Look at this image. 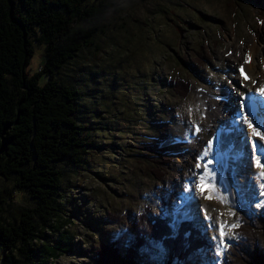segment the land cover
<instances>
[{
	"label": "rangeland",
	"instance_id": "374dc122",
	"mask_svg": "<svg viewBox=\"0 0 264 264\" xmlns=\"http://www.w3.org/2000/svg\"><path fill=\"white\" fill-rule=\"evenodd\" d=\"M99 1L89 0L86 5ZM118 2L120 11H108L94 35L96 46L76 53L57 75L60 85L76 88L83 95L76 122L91 128L92 137L108 149L83 154L86 164L82 167L57 164L63 174L59 192L62 213L54 220V227L46 231L47 237L38 239L36 244L40 250L56 246L58 257L47 264H96L101 245L120 240L129 246L127 226L139 214L147 212L152 217L164 211L176 229L189 219L206 237L208 247L192 264H222L237 236L236 228L225 229L228 235L223 238L226 247L221 254L220 225H239L242 216L260 211L262 206L257 205L264 204L261 181L247 177L244 170L236 172L234 188L240 196L236 199L226 189L221 192L227 197L225 203L212 201L220 207L214 210L220 223L214 216L210 221L206 219L200 208L192 214L193 201L185 197L188 180L175 170L182 155L172 151L170 142L175 122L195 119L190 105L207 118L209 106L204 86L220 54L235 58L238 47L243 50L241 54L252 53L246 47L253 42H258L257 50L264 54V0ZM46 48V44L34 41V54L27 67L30 76L46 66ZM187 54H197L204 59L203 64L192 57L184 61ZM176 77L192 83L186 99L173 90L170 82ZM46 80L43 74L41 86ZM231 85L236 88L238 84L225 82L223 91L232 100L236 91ZM190 140L196 144L193 133ZM154 143H162L174 158L161 182L150 172L156 155L139 149ZM16 179L0 181L4 200L0 223L5 225L16 224L22 212L38 206L27 193L16 190ZM186 201L189 202L183 208ZM149 254L144 264H181L170 262L161 248Z\"/></svg>",
	"mask_w": 264,
	"mask_h": 264
},
{
	"label": "trees",
	"instance_id": "16d2710c",
	"mask_svg": "<svg viewBox=\"0 0 264 264\" xmlns=\"http://www.w3.org/2000/svg\"><path fill=\"white\" fill-rule=\"evenodd\" d=\"M0 0V181L16 177L15 188L36 200L35 208L22 212L13 225L0 223V264H47L58 257L56 246L38 249L37 240L47 237L54 220L62 213L60 190L63 174L57 164L82 167L83 154L108 149L90 134L91 128L78 124L75 116L81 92L60 85L57 75L83 48H94V35L108 11H120L118 0ZM146 1V0H142ZM249 1V0H244ZM46 44V66L30 76L27 67L34 54L33 43ZM194 59L187 54L184 61ZM47 77L43 86L42 75ZM173 90L186 99L192 83L176 77ZM168 135L165 134V137ZM140 150L156 155L150 172L158 181L174 158L162 143L144 144ZM0 193V214L3 212ZM166 212L139 214L127 226L129 246L120 240L103 244L96 252V264H144L149 252L161 248L170 262L192 264L208 247L206 237L192 220L175 231ZM222 264H264V206L258 213L241 217Z\"/></svg>",
	"mask_w": 264,
	"mask_h": 264
},
{
	"label": "bare ground",
	"instance_id": "6f19581e",
	"mask_svg": "<svg viewBox=\"0 0 264 264\" xmlns=\"http://www.w3.org/2000/svg\"><path fill=\"white\" fill-rule=\"evenodd\" d=\"M257 44L258 42L248 43L246 49H250L252 53L248 52L246 54H241L240 51L243 52V50L238 47L237 49L240 48L239 55L236 54L235 58L220 54L218 62L214 64L210 73L211 76L208 77V82L204 86L205 92L203 94L209 106L207 118L203 117L196 106L190 105V111L195 119L174 123L173 138L170 145L173 152L182 155L175 170L176 172L180 170V177L186 181L188 180L185 197L188 196L189 200L193 201L194 205L191 208V213L194 214V211H198L200 208L209 221L214 216V219L220 223V219L214 211L220 207L212 202L215 199L204 198L208 194L207 191L204 195L199 193L195 185L199 183L198 178L203 174L204 168L203 166L197 168L196 165L198 163L203 165L207 162V159L214 157L213 164L209 167H217L215 173L217 186L221 189V192L226 189L231 190L236 199L240 196L239 191L234 188L236 172L244 170L247 177L251 175L256 178L259 171L254 166L251 140L255 139L257 143H261L260 138H250L251 130L240 120L243 114H248L253 124L264 133V97H261L257 91L264 86V54L258 52ZM249 55L251 60L246 62ZM241 69H243V72ZM244 75H247L249 79L245 80ZM225 82H236L238 84L236 88L232 85L230 87L235 88L236 91L232 93V100L223 91V83ZM245 97H248V99H244ZM250 100L258 105L256 114H250L245 110V106ZM242 101L243 105L241 104ZM257 119H261L260 124H256ZM197 127L200 129L199 132L195 131ZM192 133L196 144L189 142ZM209 141L213 142L211 156L202 161L200 158ZM196 151L197 158L193 161ZM261 162L263 163L264 159ZM195 179H198V181ZM179 186L181 184H178ZM188 202L186 201L182 205L183 208L187 206ZM211 205H213V208Z\"/></svg>",
	"mask_w": 264,
	"mask_h": 264
},
{
	"label": "snow or ice",
	"instance_id": "6c2138e0",
	"mask_svg": "<svg viewBox=\"0 0 264 264\" xmlns=\"http://www.w3.org/2000/svg\"><path fill=\"white\" fill-rule=\"evenodd\" d=\"M251 60V56L249 55L247 58V61ZM241 71L243 72V69H241ZM244 79L247 80L249 79V77L247 75H244ZM260 94L261 97H264V86L260 87L257 90ZM244 99H248V97H245ZM241 104L243 105V101L241 102ZM240 120H242L243 123H245L247 125V128L251 130L250 132V138H255V137H259L261 143H257V141L255 139L251 140V146L253 149V153H254V166L259 170L257 173V179L259 181H261V183L259 184L260 189L262 190L261 194L264 195V163H262V159H264V133H262L254 124L253 121L249 118L248 114H243L240 117ZM196 132H199L200 129L199 127H197L195 129ZM212 148H213V142L209 141L208 146L206 148V150L203 152V155L201 156V160L203 161L205 158H208L211 156L212 153ZM215 158H209L207 159V162L204 163L203 165H201L200 163H198L196 165L197 168H200L201 166H203L204 168V172L202 175L199 176V183L196 184L195 186L197 187V189L199 190V193L201 195H204L205 191H207V195L204 197L205 199H217L219 200L221 203H225L227 201V197L223 196L221 194V189L217 186L216 184V169L215 168H210L209 165L213 164V160ZM264 206L262 204H258L257 207H261ZM230 215H235L234 212H230ZM238 224H232V225H228L226 223H222L220 225V237H221V254L224 250V248L226 247V245L223 244V238L228 235V233L225 231L226 228L231 227V228H236L238 227Z\"/></svg>",
	"mask_w": 264,
	"mask_h": 264
},
{
	"label": "built area",
	"instance_id": "2783aa9c",
	"mask_svg": "<svg viewBox=\"0 0 264 264\" xmlns=\"http://www.w3.org/2000/svg\"><path fill=\"white\" fill-rule=\"evenodd\" d=\"M43 68H41V70H42Z\"/></svg>",
	"mask_w": 264,
	"mask_h": 264
}]
</instances>
